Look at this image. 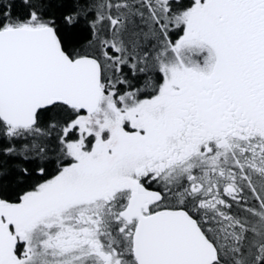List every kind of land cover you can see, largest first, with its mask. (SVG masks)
<instances>
[{"label":"snow or ice","instance_id":"6c2138e0","mask_svg":"<svg viewBox=\"0 0 264 264\" xmlns=\"http://www.w3.org/2000/svg\"><path fill=\"white\" fill-rule=\"evenodd\" d=\"M0 264H264V0H0Z\"/></svg>","mask_w":264,"mask_h":264}]
</instances>
